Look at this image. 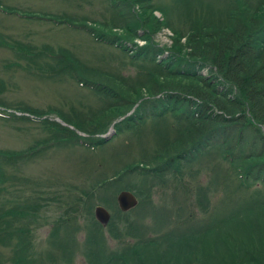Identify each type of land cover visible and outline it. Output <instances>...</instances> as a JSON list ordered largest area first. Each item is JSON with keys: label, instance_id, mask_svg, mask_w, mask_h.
<instances>
[{"label": "rangeland", "instance_id": "rangeland-1", "mask_svg": "<svg viewBox=\"0 0 264 264\" xmlns=\"http://www.w3.org/2000/svg\"><path fill=\"white\" fill-rule=\"evenodd\" d=\"M134 1L0 0V43L3 39L12 45V49L0 46V264H40L42 258V264H121L116 257L137 264L135 251L141 252V241L154 237L174 239L179 237L177 232L184 231L195 236L188 241H194L199 251L202 249L200 252L209 254L200 264H238L236 252H220L230 242L236 245L235 251L238 245L251 249L248 243L254 250L259 245L264 248V233L249 241L240 239L238 232L231 234L245 212H249L247 216L256 229L264 231V188L256 183L247 186V181L239 179L236 168L222 158L221 148L202 149L189 162L187 156L185 161L178 159V173L150 175V170L163 159L183 156L184 147L177 137H182L187 123L168 112L163 116L156 114L152 105L148 107L149 101L142 100L138 101L137 111L143 109V119L131 127L127 116L132 113L126 112L128 103L118 110L109 109L102 106V96L68 77L40 78L38 68L42 70L44 65L47 70L55 69L58 55L43 51L39 59L29 61L18 54L21 49L25 54L42 49L64 53L88 79L117 87L123 97L120 103L125 98L134 103L135 98L153 88L147 84L148 71L165 78L159 68L88 34L95 31L114 36L116 31L130 36L128 27L123 25L126 20L140 29L139 17L155 18L160 28L147 31L146 36L138 31L140 37L134 38V48H148L163 57L167 53L161 51L180 42L181 50L171 52L175 67L191 68L196 64L190 59L199 63L203 56L192 48L194 54L189 57L188 43L202 41L208 33L212 34L208 38H216L220 32L236 28L240 19L253 26L254 31H262L257 39L260 42L254 44L258 47L256 65L264 63V16L259 17L264 11L263 0H144L150 3L151 11L142 2ZM231 6L234 15L229 13ZM125 36L122 37L128 39ZM223 48L221 34L208 44L207 53L217 55ZM202 69L204 74L220 79L212 65H203ZM235 95L227 98L234 99ZM210 99L214 106H205V113L231 105L213 96ZM233 106V114L240 112L237 105ZM16 112L45 115L48 124L26 121ZM126 114L120 124H114L117 131L110 132L117 116ZM55 121L73 126L76 135L66 133L69 141H54L60 143L40 148L52 137L47 129L54 135L51 123ZM125 127L129 129L123 130ZM257 133L264 132L251 134ZM102 134L106 144L97 149L90 147L91 140ZM259 144L258 141L256 148ZM30 151L35 155L19 157ZM173 159L171 164H175ZM130 165H143L146 169L141 168L142 174L122 176ZM122 189L136 192L138 202L131 213L119 215L115 198ZM96 205L110 214V221L103 226L95 222ZM18 210L23 217L16 213ZM204 225H210V230L202 229ZM254 231L249 225L244 232ZM164 232L168 233L162 237ZM234 237L239 238L233 240ZM92 244L96 250L92 251ZM197 258L194 254L191 261L197 262ZM145 262L153 264L151 258Z\"/></svg>", "mask_w": 264, "mask_h": 264}, {"label": "trees", "instance_id": "trees-1", "mask_svg": "<svg viewBox=\"0 0 264 264\" xmlns=\"http://www.w3.org/2000/svg\"><path fill=\"white\" fill-rule=\"evenodd\" d=\"M137 2L140 4L142 2L143 7L151 11V6L149 5L150 3H147L144 0L134 1V3ZM240 11L242 12L243 8H241ZM231 14L234 15V12L232 11ZM260 16H264V11L260 12L259 17ZM262 20H264V17ZM138 21L141 25V29L146 32L145 36L148 34L147 31L154 32L160 28V23L157 22V20L155 21V18L146 19L145 17L141 16L139 17ZM127 24L130 36H124L132 38L135 32V28L132 27L134 24L130 21L127 22ZM236 24H238L236 28L233 27L229 31H222L218 36H216V38H208L212 35L211 33H208L203 36L204 40L192 41L188 43L189 52H191L188 54V56L190 57L192 54H194L191 51L192 48L199 51V53H197L198 56H203L200 60L204 63L209 62L211 65H213L221 75L220 82L224 86L228 85V89H226V91L217 90L215 84L216 81L212 80V78H201L200 75L194 72H188L186 70L178 71L177 69L171 68L170 63L172 62V60L170 61V63L168 62V60L164 61L166 62L165 64L164 62L156 63L153 61V59H151L152 66L159 68V70L164 73L163 76L165 78L156 76L157 74H155L154 72H149L146 80L147 84L152 85L153 88L146 91V93L151 96L157 94L158 92L169 90L196 96L201 101V104L197 105L196 108L199 111V115L197 117L194 116L193 110L188 109L186 114L188 115L189 121L187 123L186 120V123L189 126H187L185 132L182 133V137H177L178 139H181L182 148L184 147L183 150L187 149L189 151V158H192V156L196 155V153L198 154V151L201 148L207 149L210 145H218L222 149L223 159L228 164L236 168V172L241 176L242 181H247V183L260 181L264 184V136L262 134L259 135L260 144L258 148H256L258 141L254 139V136H252V138L250 137V134L252 133L251 129L257 128L252 122L260 124L264 127V63L259 64V66L256 65L258 50L252 48V43L250 42V40H255V31L253 29V26H249L245 23V21L241 22L240 19ZM221 34L224 36L223 50H219L217 55L207 53L208 44L211 41L216 40ZM191 43L192 45H190ZM179 50H181L180 42L178 45L170 48V51L174 54L175 51L179 52ZM43 51H45L46 54L48 53L47 55L55 56V53L48 49H42L40 50V52H32L28 50L29 56H26V59H28L29 61L37 60L40 58V53H42ZM146 53L148 52L145 51L143 54ZM61 54L63 55V59L59 58L57 64L55 65V69H49L48 71L52 73L56 70L67 71L71 74L74 73L79 80V77L84 73L78 68L74 61L68 57V55L64 53ZM250 58L251 61L249 62L248 59ZM247 62L254 65L255 69H251L248 66ZM43 67L47 70L44 65ZM116 78L117 77H115L114 79ZM87 82L95 85V87H98L100 85V92L103 95L105 93L107 94V97L111 101L108 99V104L102 105L104 107L118 110L122 108L126 103H128L129 106L133 104V102L126 98L120 103V100L123 98L120 94V91L116 89L117 87H114L108 82H104L101 80L93 82L90 79H87ZM202 84H204V86H202ZM166 85H169L170 87H172V85L178 86L175 89H167L165 88ZM231 86L235 87L236 89H231ZM209 93L210 96L216 97L220 101L224 100L225 102L231 104L229 108L225 106H219L223 107L219 110H222L224 113H226L229 116V119L223 117V115L221 114L212 115L203 112V103L205 104V106L213 105L210 103L212 100L210 99V96L208 97ZM228 93L236 94L234 99L230 98L229 100V98H227ZM183 99L185 98H182L180 94H170L168 95V97L164 95L163 98L160 97L159 99H150V103L158 105L159 102L162 103L163 106H165V104L169 105V101L170 103H175L177 106L182 102ZM192 104L193 102L188 100L187 106L191 107ZM233 105H237L240 112L233 114L234 110H236ZM246 110H248L250 116L246 114ZM137 117L140 118L141 114L136 113V115L128 117L130 120L129 126H134L133 120H135ZM39 123L48 124L46 119L39 121ZM51 125H53L54 127V135L52 134V131L50 129H47V132L52 137L48 143H41L43 144L41 146H46L49 143H54V141H69V139L65 135L66 133H73L76 135L74 131L60 125L57 122H53L51 123ZM213 139L215 140V143L212 144ZM219 143L221 145H219ZM103 145L104 143L102 139L96 138L94 141L91 140L92 147L95 146V148H98ZM33 154V151H30V153H26L19 157L22 158L32 156ZM161 154L166 153L161 152ZM178 159H180L179 156L176 160V164L173 165L167 163V158L163 159L160 164H157L158 167L150 170L152 171L150 175L155 173L156 176H160L163 173L169 172L171 168H174L178 173L180 169V163L182 162H178ZM142 172L143 170L141 169V167L130 165L128 168L124 169V172L121 175L130 176L135 173L142 174ZM241 203L246 204L243 202ZM241 203H239L238 205H240ZM249 205L250 204H246V206ZM258 208L259 207H257V210ZM16 213L19 214L20 217H23L21 215H24L20 210L16 211ZM247 214H249V212H245L240 215L236 223V228L232 230L231 234L234 232H238L240 234V239H246L248 241L257 240L261 237L264 231H258L255 227V224L253 223L252 218L248 217ZM119 215L124 214L122 213ZM254 216L260 222H262L259 215L254 214ZM249 225L254 228L255 231L247 234L244 231L247 230ZM262 225L264 226V223ZM184 234L185 232L180 234L178 238L174 239L165 238L166 241L165 239L156 237H154L153 239L146 238L145 240L140 242V246L142 248L141 252H139L138 250L135 251V255L136 253L138 254L136 256V262H139L140 264H146L145 261H148L149 258H151L153 264H187V260L194 259V254H196L198 258L196 260L197 262L194 263L200 264L202 262V259L209 254L200 252L202 251V249L199 251V249L194 245V241H188L190 240V238H195V236L192 235L191 237V234L189 233L185 234L186 236ZM239 237H234L233 240H236ZM191 245L192 247H190ZM235 246L236 245H233L230 242L228 248H221L220 252H236V255L234 256L236 257V261L238 264H264V248H260L261 245L255 248V250L252 249V246L249 243L248 246L251 247V249L244 248V246L241 247L240 245H238V251H235ZM242 248H244L245 252ZM94 249H96V247L92 244V251ZM193 250L194 252H192ZM122 261V264H128L127 261L123 259ZM108 263L110 262H107L106 264Z\"/></svg>", "mask_w": 264, "mask_h": 264}, {"label": "water", "instance_id": "water-1", "mask_svg": "<svg viewBox=\"0 0 264 264\" xmlns=\"http://www.w3.org/2000/svg\"><path fill=\"white\" fill-rule=\"evenodd\" d=\"M117 199H118L120 207L123 210L130 208L136 203L135 197L130 192H127V191H122L118 195ZM96 214L100 220L105 221L108 219V214L102 207H97Z\"/></svg>", "mask_w": 264, "mask_h": 264}, {"label": "bare ground", "instance_id": "bare-ground-1", "mask_svg": "<svg viewBox=\"0 0 264 264\" xmlns=\"http://www.w3.org/2000/svg\"><path fill=\"white\" fill-rule=\"evenodd\" d=\"M40 78H43V77H40ZM84 80V82L88 79V76L87 74H82V76L79 77V80ZM139 112H143V109H140Z\"/></svg>", "mask_w": 264, "mask_h": 264}]
</instances>
